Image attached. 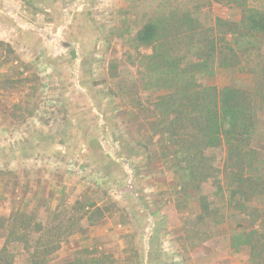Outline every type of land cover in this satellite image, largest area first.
<instances>
[{"label": "rangeland", "instance_id": "rangeland-1", "mask_svg": "<svg viewBox=\"0 0 264 264\" xmlns=\"http://www.w3.org/2000/svg\"><path fill=\"white\" fill-rule=\"evenodd\" d=\"M173 12L216 36L219 20L240 19L214 0H0V42L14 51L7 57L0 47V217L18 210L46 224L82 218L79 202L103 207L100 223L84 219L55 261L89 249L113 264H249L248 250L229 244L236 223L198 221L175 175L139 149L152 95L142 91L143 105L110 98L112 73L136 77L137 32ZM207 82L247 87L253 77L218 67ZM15 252L16 264H28L22 248Z\"/></svg>", "mask_w": 264, "mask_h": 264}, {"label": "trees", "instance_id": "trees-1", "mask_svg": "<svg viewBox=\"0 0 264 264\" xmlns=\"http://www.w3.org/2000/svg\"><path fill=\"white\" fill-rule=\"evenodd\" d=\"M214 1L237 8L240 19L219 20V36L188 14L148 21L135 38L136 77L126 81L112 73L117 84L110 98L124 103L131 96L143 105L142 91L152 95L143 112L148 142L139 149L149 163L175 175L179 189L197 204L198 221H234L231 249L248 250L249 264H264V207L258 204L264 202V142L257 141L264 129V0ZM0 47L7 57L14 53L4 42ZM218 67L248 72L253 82L218 88L207 82ZM79 209L78 220L56 215L46 224L18 210L0 217V264H16L18 248L27 253L28 264H113L89 249L54 260L66 238L84 231V219L94 226L104 217L96 202H79Z\"/></svg>", "mask_w": 264, "mask_h": 264}]
</instances>
